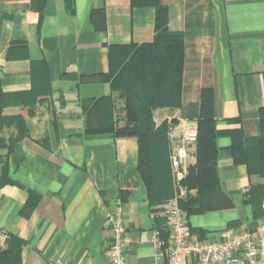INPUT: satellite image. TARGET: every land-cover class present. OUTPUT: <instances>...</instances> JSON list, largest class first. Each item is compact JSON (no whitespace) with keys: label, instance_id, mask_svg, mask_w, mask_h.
Here are the masks:
<instances>
[{"label":"crops","instance_id":"crops-1","mask_svg":"<svg viewBox=\"0 0 264 264\" xmlns=\"http://www.w3.org/2000/svg\"><path fill=\"white\" fill-rule=\"evenodd\" d=\"M159 5L169 31L183 35L184 70L181 105L155 117L168 119V137L171 128L178 134L198 122L211 89L219 131V183L206 210L188 216L190 232L216 240L231 223L263 221L245 201L257 179L236 162L230 132L263 133L264 0H0V177L7 166L9 179L0 185V251L22 242L20 264H109L117 205L131 239L127 264L156 262V231L169 229L162 205L148 198L139 138L96 126L103 113L92 120L89 110L113 96L110 47L153 43ZM23 115L28 133L9 151L19 129L6 120ZM168 147L170 155V139Z\"/></svg>","mask_w":264,"mask_h":264},{"label":"trees","instance_id":"trees-1","mask_svg":"<svg viewBox=\"0 0 264 264\" xmlns=\"http://www.w3.org/2000/svg\"><path fill=\"white\" fill-rule=\"evenodd\" d=\"M104 13V12H103ZM158 34L153 43L146 45H113L110 47L111 71L109 79L112 84L113 96L96 101L89 110V118L94 120V113L98 109L102 115L96 116V126L110 129L119 136H137L140 143V170L148 187V198L152 205H163L175 195L172 172L170 168L168 123L164 131L158 132L151 121L152 112L157 108H176L182 103L184 52L183 35L170 32L168 29L167 7L159 5L157 15ZM163 46L167 50L169 63L154 59L156 48ZM156 61L157 63H155ZM136 69L135 73L131 70ZM130 71V73L128 72ZM127 74L126 81H121ZM121 77V78H120ZM122 86V87H120ZM124 100V114L116 116V93ZM1 98L5 95L0 90ZM25 106L31 102L23 98ZM35 102V101H34ZM202 115L198 120V139L196 147V163L190 165L185 185L189 190L196 188V195L189 194L181 200L180 205L187 215L201 213L212 200L211 190L219 183L217 172V120L213 114L211 89H204L201 96ZM149 114L150 122H143V112ZM31 114L28 109L27 115ZM91 114V117H90ZM93 114V115H92ZM94 117V118H93ZM101 117V119H100ZM9 125L19 129L18 138L11 140L9 151L15 143L27 135L26 116H18L6 120ZM147 122H149L147 124ZM261 125L263 133L259 137L246 138L241 129L232 130L231 149L236 162L248 166L249 174H260L264 177V109L261 111ZM163 136L164 148L155 147L156 138ZM9 182L7 166L0 177V185ZM245 201L253 207L254 217L264 220V183L251 185L245 192ZM231 223L227 227H238ZM256 225L251 226L254 228ZM169 232L161 233L163 238ZM20 241H15L13 250L0 251V257H6L10 264H20L18 252ZM4 253V254H3ZM2 257V258H3ZM8 264V263H7Z\"/></svg>","mask_w":264,"mask_h":264},{"label":"built area","instance_id":"built-area-1","mask_svg":"<svg viewBox=\"0 0 264 264\" xmlns=\"http://www.w3.org/2000/svg\"><path fill=\"white\" fill-rule=\"evenodd\" d=\"M171 128L170 163L175 195L162 205L170 232L163 238L156 231L158 252L154 264H264V220L254 228L226 227L216 240L192 235L187 212L180 205L191 190L185 185L188 175V160L194 155L198 139V122L189 120L178 134ZM113 244L108 252L109 264H127V249L131 242L120 205L109 215ZM7 233L0 229V243ZM50 264H71L62 258Z\"/></svg>","mask_w":264,"mask_h":264},{"label":"rangeland","instance_id":"rangeland-1","mask_svg":"<svg viewBox=\"0 0 264 264\" xmlns=\"http://www.w3.org/2000/svg\"><path fill=\"white\" fill-rule=\"evenodd\" d=\"M155 52H157V54H155L154 59L156 58L159 62L162 60V61H164L165 64H168L169 63V59H168V57L166 55L167 50L165 49V47L158 46L156 48ZM154 62L157 63L156 61H154ZM128 72L130 73V71H128ZM135 72H136V69L135 68L133 70H131V73H135ZM127 78H128V75L126 74L125 76H122V78L120 80L123 82V81H126ZM120 87H122V86H120ZM120 96H121V93L120 92H117L116 93V99H117L116 100V116L117 117L120 116V115H122V114H124V105H125V103H124V100L120 98ZM25 99L28 101V103L29 102L32 103V102L35 101L34 98H32V99L25 98ZM159 109L160 108H157L156 110H154L152 112L151 121H152V123H154L156 130L158 132H161L162 130L164 131V129H165L164 128V125L165 124L167 125L168 119L162 120V118H160V117H155V112L157 110H159ZM143 118H144V120H143L144 123H146V121H149L150 122L149 114L146 113L145 110L143 112ZM149 122H147V124ZM168 125H169V123H168ZM162 138H163V136L161 135V137L155 139V142L157 143V145H155V147H157L160 150H162L164 148V146H165L164 145V141L162 140ZM195 163H196V160H195L194 164H192V165H195ZM253 176L257 179L256 182H254L253 185H258V184L264 183V177H262L260 174H254ZM261 181H263V182H261Z\"/></svg>","mask_w":264,"mask_h":264}]
</instances>
